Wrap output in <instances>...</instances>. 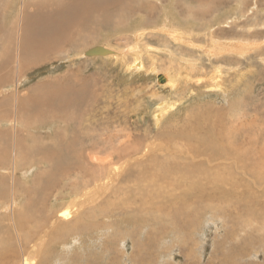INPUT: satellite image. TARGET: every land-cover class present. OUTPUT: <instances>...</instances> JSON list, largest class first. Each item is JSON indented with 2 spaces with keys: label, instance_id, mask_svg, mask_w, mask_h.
Returning a JSON list of instances; mask_svg holds the SVG:
<instances>
[{
  "label": "rangeland",
  "instance_id": "rangeland-1",
  "mask_svg": "<svg viewBox=\"0 0 264 264\" xmlns=\"http://www.w3.org/2000/svg\"><path fill=\"white\" fill-rule=\"evenodd\" d=\"M147 1L145 9L135 11L124 23L100 20L87 22L82 30L77 26L66 35L69 38L63 37L68 41L64 46L37 54L43 56L42 61L21 72L16 53L24 7L33 12L46 0H0V54H4L7 41H13L10 46L17 51L9 56L11 59L15 55L14 70L6 67L9 82L0 87V118L9 119L0 124V177L7 178V184L1 186L7 195L0 196V234L8 232L12 238L6 240L20 249L19 237L10 227L12 216L2 210V204L16 196L18 213L27 204L23 190L29 186L34 192L28 195L33 209L23 219L26 226L21 236L27 244L38 232H46L41 264H264V0H211L209 10L206 0L202 1L204 5L195 0ZM199 12L202 14L195 17ZM164 28L180 33L183 43L161 32ZM141 32L143 36L136 37ZM213 39L217 40V51L213 49L216 54L211 52ZM97 45L119 54L85 55ZM136 57L143 63L141 68L132 67ZM218 67L222 72L214 85L210 77ZM158 73L168 74L172 82H159ZM57 83L85 87L89 98L91 91L94 93L90 98L94 101L85 104L93 108L88 112L89 119L80 124L83 137H89L85 127L97 138V132L107 124L110 130L121 133L118 129L122 127L129 134L106 135L105 140L113 147L122 139H128L129 152L148 141L158 142L160 147L115 183L133 191L135 187L139 193L134 192L123 209L104 216H86L106 222V228L87 231V219H83L80 225L69 228L65 238L56 237V232L35 220L59 203L69 202L70 192L85 185L86 152L64 160L68 186H64L63 177L58 188L64 194L45 203L41 199L47 193L37 190L49 177L48 167L41 166L34 156L23 157L22 152L35 145L26 141L28 147L21 148L19 141L29 139L30 133L43 136L49 129L27 130L20 123L18 131L13 127L14 117L20 118V101L31 98L38 88L52 89ZM169 107L170 111H164ZM66 126L65 122L51 128L58 134ZM177 135L183 147L174 145ZM34 152L37 155L40 151ZM110 153L108 148L104 155ZM14 157L22 159L26 173L16 167ZM109 163L108 159L105 165ZM89 175L93 180L102 179L104 170L89 165ZM55 178L51 174L53 182ZM165 180L174 182L161 194L152 190L154 182ZM143 190L147 193L145 201ZM170 190L176 194L168 193ZM89 205L92 207L89 203L85 208ZM88 210L91 212V208ZM161 216L168 219L161 221ZM5 257L9 259L7 253Z\"/></svg>",
  "mask_w": 264,
  "mask_h": 264
},
{
  "label": "bare ground",
  "instance_id": "bare-ground-1",
  "mask_svg": "<svg viewBox=\"0 0 264 264\" xmlns=\"http://www.w3.org/2000/svg\"><path fill=\"white\" fill-rule=\"evenodd\" d=\"M195 1L197 3H203L202 1L204 0H195ZM148 2L150 1H147V0L145 1L144 0H46L44 4L41 3V5H39L38 9L35 7L33 12H29V10L24 7L22 26L20 28L19 37H18L20 39V40L18 39L20 42L19 53H16V57H17V54L19 57L18 67L20 71L22 72L24 69H27L28 66L34 65L36 63H40L42 61L41 58L43 56L37 55V54H43L53 48H56V47L61 48L62 46H64V44H66V42L68 41L66 38H63V37L64 36L68 37L66 35H69V32L75 30L77 26H80L79 28H77L78 30L80 29L82 30V28H85L84 26L88 24L87 22L92 21V24H93L95 23V21H100V20L101 21H114V22L122 21L124 23L125 18H127L128 16H131L135 11L145 9L144 4ZM204 2L205 4L209 5V6H206L207 8L206 10H209L211 8L210 4L212 3V1L206 0ZM201 14L202 13L199 12V14L195 15L194 13L193 15H195V17H199ZM182 29H187V28L182 27ZM187 30H190V29H187ZM170 31L169 30L165 31V28L161 30V32L169 34L170 37L174 38V40L176 39V40L181 41L183 39L182 35H179L180 33H178L177 30H176L177 33H175V30H172L174 31V33ZM183 33L185 32L183 31ZM143 34L144 32L138 33L136 37L138 36L139 38L141 37L140 35L143 36ZM9 35L11 34L9 33ZM33 39L35 40L34 44H33ZM5 40H8V37H6ZM236 40L238 41V39ZM189 41L190 40H187L186 45H188ZM215 41L217 40H214L212 42L213 46H210L212 47L211 52L213 54L217 53L213 50V49L216 50L215 48L216 46L214 47V45H217V43L215 44ZM239 42H237V44ZM7 43L9 44L7 45L5 43V45L7 46L5 48L3 47L5 49L4 54L3 55L0 54L1 55V58H0V87H3L4 85H6L7 82H9L7 81V79L8 77H10V75L7 72L8 68L6 67H12L13 69L12 63H13V59L15 55L12 56L11 59L9 56L11 55L12 51H16L11 48V46L13 47V45L15 44V43L13 44V41H10V42L7 41ZM233 47L235 49L234 45ZM8 48H10L11 50L6 52V49ZM201 48L203 47H200V49ZM89 50H93L95 51V53H97L94 55L106 53L112 56V55L119 54L117 50L111 49L105 46H101V45H97V46H93L89 48L88 50H86L85 55H87V52ZM135 50L136 48L134 49V52ZM218 52H221V50H218ZM134 54L135 53H133V55ZM132 65H133L132 67L141 68L143 66V63L139 58L136 57ZM221 72L222 71L220 70L219 67L216 68L214 77L213 76H212L213 78L210 77L212 84L214 85L218 84L217 79L219 78V75ZM157 75H158L157 77L159 79V82L161 83L165 82L164 84H170L172 82L171 77L166 73L164 74L158 73ZM20 81L21 80H19V83H17L16 88H18V86L20 85ZM84 88L64 87V86H59V84L55 88H52V89L51 87L48 88L45 86L42 88H38L33 92L32 96L29 93L30 94L29 97L31 96V98H28V99L24 98L20 101V105L17 106L19 109L18 115L20 118L17 119L16 116L14 117L13 127L17 131L19 127V126L17 127V125L19 123L22 125V128H25L27 130L29 128L49 129V131L44 132L43 136L40 135L39 137H35L34 134L30 133L29 139L22 140L21 138L20 141L18 140L19 147L21 148L28 147V145L25 143L26 141L28 142L32 141L33 144L35 145V146H32L33 149L29 148L27 150V153L24 150L22 152L23 157L27 159L31 156H34L39 160L41 166L48 167L49 177H47L44 180V186L41 187L39 190H37V192L39 191V192L47 193V196L41 199L45 203H50L54 197L58 198L64 194L63 189L58 188V184L63 182V177L65 179L63 182L64 186L65 185L68 186V183L66 180L67 175H68V168L64 160L68 158L70 155L77 156V153L82 155L83 151L86 152L85 159L88 163V168H87L86 176L85 174H83V176L86 178L85 185L80 190L77 189L75 191L70 192L69 198L71 199L69 200V202L59 203L55 209L50 210L49 214L47 213L46 216L41 217L39 220H35L36 223H44L43 228H46V229L49 228L53 230L54 232H56L55 234H56V237L58 238H65L66 236H68L69 228H71L75 223L80 225L83 219H87V221L85 222V227L87 231H92L98 226H100L103 229L106 228L107 227L106 222H102L99 219L88 220L86 216L93 217V216H99L100 214H103L104 216L105 213H112L114 212V210L123 209L126 206V204L130 201L134 192L135 194H139V193L137 192V189L135 187L133 191V189L129 187L120 188L116 184L119 183V181L124 177V175L126 174L128 175L131 167H135V166H138L144 163L148 155L153 154L155 152L157 153V150L158 151L160 150V147L156 144L158 142L155 143L153 141H148L145 143V145H142L140 147L136 146L135 151L129 152L130 149L127 147L128 139H122V141L119 144L116 143L115 146L113 147V144L111 145L107 143V141L105 140L106 135L108 134L116 135L117 137L125 135L129 137V134L122 127L121 129H118L121 131V133L116 132L115 130H110L107 124H104L103 128L97 132V135H99L97 138L95 136H91L87 127H85L84 133L87 134L89 137H83L80 131V124L86 122L89 119L88 114L90 113L88 112L91 110V108H93V106L85 107V104L87 102L94 101L93 99H90L92 96H94L93 91H91L90 98H89L88 97L89 92H86ZM39 89H42V90H39ZM212 89H215V88H212ZM16 91H18V89H16ZM24 97H28V95ZM17 102H19V100ZM170 107L168 109H165L164 111H170L169 109L172 108ZM72 109L74 113L71 112ZM5 115L7 114L5 113ZM159 116L161 118V113L158 114V117ZM4 121L8 122L9 119L0 118V124H4L3 123ZM65 122L67 123V126L62 131L58 132V134L53 133L52 128H51L52 124H64ZM157 124H160V123L158 122ZM24 131H22V133ZM174 138L176 140L173 143L176 146V148L178 146L183 147L182 146L183 143L180 141V137L177 135ZM46 141L47 142L49 141L50 143L46 144L45 143ZM41 143H45V144H41ZM108 148L111 151V153L109 155H104V152L108 151ZM168 148L171 149L172 147L168 146ZM34 149L39 150L40 152L37 155H35ZM176 151H171V152L175 153ZM113 153L116 155V158L113 157ZM170 158L171 157H169V159ZM108 159L110 160V163L109 165H105ZM21 160H22L21 158L16 159L14 157V162H15L16 167L19 170H25L24 173H26L28 169H26L27 167L21 166V164H23L21 163ZM81 160L85 163L84 159H81ZM89 165L91 166V168L96 167V169L97 167L99 168L102 167V169L104 170L103 178L102 179L97 178L93 180L89 175ZM154 172L158 176L162 175L159 172H156V170H154ZM51 174L56 175L54 182H57V183H54L52 181ZM59 177H61L60 180L58 179ZM37 182L39 183L38 178H37ZM173 182L167 181V180L156 181L151 185V188L153 191H156L158 194H161L164 188ZM6 184H7V178L1 179L0 177V189H2L0 190L1 197H4L7 195L5 189L1 188L2 185H6ZM14 192H15V188H14ZM167 192L176 194L175 193L176 191L174 192L173 190H170ZM33 193H34L33 188L26 186V189L23 190V194L25 195L24 198L28 199L25 202L27 204L22 206V208H20L18 213L15 212L16 196L12 198L11 202L9 203L4 202L2 204V210L9 212L12 216L10 219V227L12 228L14 227L15 232L17 233L19 237L20 243L19 242L18 243L20 245V249L18 247L11 246L9 241L6 240V238L7 239L12 238L11 236L8 235V232L4 234H0V264H41V263H44L42 261V256L44 255L45 247H46L44 244L45 239H46V232L43 234L42 233L43 231H42L41 232L43 234L42 236H39V234L41 233L38 232L35 236L32 237L31 240H28L27 244L24 243V240L26 239L22 240L23 238L21 236V233L22 231H25V226H26L23 223V219L26 220V217L29 216L30 212L33 209V203L31 202L32 199L28 198V195L33 194ZM112 193L113 195H111ZM152 194L153 193L151 192V195ZM142 195L144 197L143 200L145 201L147 198V193L145 192V190H143ZM149 197H150V200L155 199L152 196H149ZM89 203H91L92 207H90L89 205L87 208H85ZM89 208H91V212L88 210ZM11 209L13 210L12 211L13 213L10 212ZM123 215H125L126 217L127 216L132 217V215L128 213H125ZM107 217H111V215ZM158 218L161 221L163 219H168L162 216ZM69 235L71 237L73 236V233L70 232ZM15 238H17V236ZM30 243H31V246H29ZM43 246L45 247L43 248ZM6 253L9 259L5 257ZM47 253L48 251L45 253V255Z\"/></svg>",
  "mask_w": 264,
  "mask_h": 264
},
{
  "label": "water",
  "instance_id": "water-1",
  "mask_svg": "<svg viewBox=\"0 0 264 264\" xmlns=\"http://www.w3.org/2000/svg\"><path fill=\"white\" fill-rule=\"evenodd\" d=\"M100 49V48H99ZM94 54H97V53H95V51H93V50H89L88 52H87V55L88 56H92V55H94Z\"/></svg>",
  "mask_w": 264,
  "mask_h": 264
}]
</instances>
